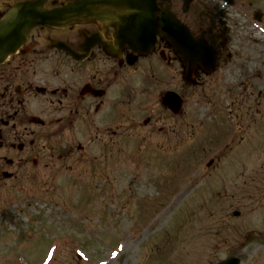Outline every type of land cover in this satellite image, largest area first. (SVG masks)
<instances>
[{"label": "rangeland", "instance_id": "obj_1", "mask_svg": "<svg viewBox=\"0 0 264 264\" xmlns=\"http://www.w3.org/2000/svg\"><path fill=\"white\" fill-rule=\"evenodd\" d=\"M246 1L264 13V0ZM227 22L220 74L193 85L179 63L160 70L150 55L115 82L102 124L122 117L121 131L0 182V264H216L237 251L242 264H264V36L253 47L236 38L235 15ZM40 33L46 47L52 33ZM33 63L29 80L50 77L51 65ZM169 89L184 98L175 116L155 102Z\"/></svg>", "mask_w": 264, "mask_h": 264}, {"label": "flooded vegetation", "instance_id": "obj_2", "mask_svg": "<svg viewBox=\"0 0 264 264\" xmlns=\"http://www.w3.org/2000/svg\"><path fill=\"white\" fill-rule=\"evenodd\" d=\"M15 1L0 0V16ZM61 1L49 0L48 3L55 4ZM216 1L158 0L157 3L160 9H167L180 18L196 36H200L216 47L219 38L224 33L223 27L225 25L223 21L216 19L215 10L218 7ZM99 10L100 7H97L96 11ZM209 16V21H213V25L206 28L204 19ZM70 28V30H64L68 34L64 33L62 39L72 49L76 50L74 57L56 49L52 50L56 53L53 56H48L49 54L40 48L37 50L32 46L38 44L37 39L42 38V35L31 32L28 36V44L30 48L32 47L29 54H16L0 65L1 177H4V173L7 171H11V174L18 177L25 166L32 164L38 168L40 163L44 164L43 160L48 156H54L55 150V148L52 150L50 146L44 143L57 135H62L58 138L60 143L65 146L60 157L67 161L70 160V149L73 150L72 143H80L76 139L77 136H86L83 139L90 143L96 142L103 130L99 126L87 127L86 125H97L98 121L95 119V115L101 111L107 112V108L111 106L109 104L115 99L112 91L117 77L123 72L127 73L135 68L134 61L139 64L149 58L148 56L138 58L129 47H122L117 50L113 46L112 38L116 28L112 24L99 25L88 21ZM44 38L48 41L52 39L50 35ZM87 43H90L92 48L88 56L84 58V52L80 47ZM108 44L111 45L108 49L109 53L117 59L105 54L104 45ZM164 51L167 52L168 50L164 48ZM30 54L33 56H29ZM80 58L84 59L78 61ZM32 60L51 61L55 65V73L65 72L61 81L56 80L57 87L51 88V94L47 91L38 93L39 90L36 89L32 80L28 79L29 71L25 65ZM67 68L68 72H66ZM12 79L17 82V85L23 87L22 90L9 83ZM24 79L27 80L23 81ZM97 90L105 91L99 97L95 96ZM31 94L40 95L43 98V103L37 105L36 108L30 106L29 101L22 96L26 98ZM38 117L44 119L42 124L37 120ZM90 119H94V122L90 121L91 123L87 124ZM106 120L107 118L104 116L99 124ZM106 130H110V126ZM95 136L97 138H94ZM72 138L76 141L72 142ZM44 166L47 167L48 165L45 164Z\"/></svg>", "mask_w": 264, "mask_h": 264}, {"label": "water", "instance_id": "obj_3", "mask_svg": "<svg viewBox=\"0 0 264 264\" xmlns=\"http://www.w3.org/2000/svg\"><path fill=\"white\" fill-rule=\"evenodd\" d=\"M27 10H28V9H27ZM59 11H61V10L53 11L52 13L59 12ZM50 14H51V13H50ZM39 16H40V17H43L42 14H39V13H38V14L36 15L35 18H39ZM14 21H15V13H12V14L10 15V17L7 19V21H6L5 23H6V24H9V23H13ZM35 23H36V22H34L33 19L30 20V21H29V20H28V21H24L23 24H24L25 26H27V29L23 31L22 35L25 34V33L29 30V28H30L31 26L35 25ZM3 24H4V23H3ZM118 35H119V37H121L120 40L125 41V42H129V41L132 42L133 39H134V38H133V37L127 32V29H126V28H124V31L121 30V32H120ZM23 39H24V38H23ZM220 264H240V260L237 259V258L232 257V258L228 259L227 261L222 262V263H220Z\"/></svg>", "mask_w": 264, "mask_h": 264}]
</instances>
